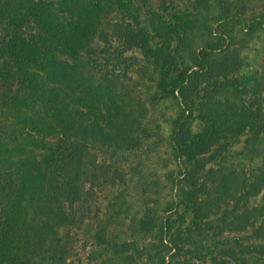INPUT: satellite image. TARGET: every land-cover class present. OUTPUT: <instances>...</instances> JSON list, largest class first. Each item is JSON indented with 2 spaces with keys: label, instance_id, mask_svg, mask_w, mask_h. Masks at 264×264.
<instances>
[{
  "label": "trees",
  "instance_id": "16d2710c",
  "mask_svg": "<svg viewBox=\"0 0 264 264\" xmlns=\"http://www.w3.org/2000/svg\"><path fill=\"white\" fill-rule=\"evenodd\" d=\"M132 1L142 8L152 0ZM168 1L175 2L159 0L160 6L166 8ZM235 5L233 0H196V20L188 33L163 29L177 41L166 56L151 48L147 30L134 35L159 70L154 102L183 101L170 137L177 159L193 160L252 133L250 152L264 153V114L244 107L241 87L233 81L244 68L229 28L241 21ZM114 6L111 0H0V264H61L59 230L79 226L75 206L82 201V186L87 177L98 182L93 151L134 149L155 134L138 107L88 75L82 59L96 39L108 40L106 29L117 28L110 20ZM254 22L246 24L250 38L264 30V18ZM245 79L259 89L251 105L263 106L264 71ZM200 84L205 85L202 93L190 97L191 85ZM212 178L197 185L189 177V199L199 202L194 209L212 215L234 197L225 220L234 217L246 229L257 213L239 214L240 206L263 189L264 179L251 183L226 166ZM257 220L246 245L232 240L239 253L236 258L229 250L234 264H264V219ZM167 227L159 229L160 246H165ZM95 240L121 264L168 262L161 251L153 260L136 256L129 243L113 242L106 227L98 228Z\"/></svg>",
  "mask_w": 264,
  "mask_h": 264
},
{
  "label": "rangeland",
  "instance_id": "374dc122",
  "mask_svg": "<svg viewBox=\"0 0 264 264\" xmlns=\"http://www.w3.org/2000/svg\"><path fill=\"white\" fill-rule=\"evenodd\" d=\"M111 1L115 4V14L112 13L110 20L117 28L106 29L108 40L96 39L82 59L88 75L138 107L155 134L143 139L134 149L93 151L98 182L93 184V178L87 177L82 186V201L75 206L79 226L59 230L64 250L61 264H121L118 257L95 240L100 226L107 228L113 242L129 243L133 254L146 259L148 256L156 259L161 251L168 257L166 264H234L229 250L234 251L236 258L239 253L236 241L232 240L242 239L246 245L245 237L252 235L259 224L257 219H264V187L255 191V196L246 204H241L239 214L248 209L257 213V218H252L251 224L242 229L234 217L229 221L224 217L226 210L234 208V197H228L222 208L212 215L197 212L194 208L199 202L189 199L192 186L188 179L191 176L200 185L213 179L218 169L226 166L242 179L245 176L254 183L259 176L264 179V153L250 152L252 133L237 142L217 144L193 160L175 158L170 137L174 121L183 111V101L154 102L159 70L154 58L134 41L138 31L147 30L151 48L166 56L177 41L174 37L169 40L170 36L164 34L163 29L188 33L196 20L192 10L196 0H172L173 5L168 1L164 9L159 0H152L142 8L132 0ZM233 1L237 4L234 11L242 22L229 25L230 34L244 58V68L233 81L241 87L244 107L260 116L264 114V105H251L259 89L245 78L264 71V30H258L250 38L246 24L264 18V0H246L241 5L237 3L240 0ZM0 38H3L2 29ZM192 74L193 79L196 78L197 70L193 69ZM203 87L204 84L197 88L191 85L189 96L202 93L199 91ZM194 130H197V121ZM203 200L206 197L199 198ZM240 223L246 225L244 221ZM163 224L168 226V233L165 246H160L158 233ZM145 226L153 227V231L147 233Z\"/></svg>",
  "mask_w": 264,
  "mask_h": 264
}]
</instances>
